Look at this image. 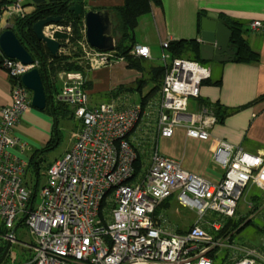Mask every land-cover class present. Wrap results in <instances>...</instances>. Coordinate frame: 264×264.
<instances>
[{"label":"built area","instance_id":"obj_1","mask_svg":"<svg viewBox=\"0 0 264 264\" xmlns=\"http://www.w3.org/2000/svg\"><path fill=\"white\" fill-rule=\"evenodd\" d=\"M25 1L0 0V22L5 13L12 17L22 10ZM249 29L264 32V21H251ZM3 30L0 28V34ZM65 30L70 29L50 24L44 27V34L57 39L56 34ZM172 40L176 39L168 38L159 45L137 44L132 50L166 65L157 103L91 105L84 73L60 72L59 99L71 107L81 124L72 147L47 168L37 204L25 181L34 146L14 130L32 100L21 77L38 67V62L25 64L9 58L0 46V66L14 81L11 103L0 108V225L5 227L0 231V249L8 241L11 246L18 243L15 230L19 225H26L35 236L32 245L22 243L32 249L30 258L22 263L13 258L6 261L10 247L1 264H215L211 254L230 246L231 234L222 230L230 218L246 217L237 215L238 203L252 181L264 184V157L226 139L212 138L209 127L215 116L207 108L188 109L211 71L197 60L172 58L167 53ZM80 44L82 58L90 66L114 60L113 51ZM149 121L155 130L151 160L136 173L139 148L133 134L139 123ZM179 127L185 130L186 152H194L200 141L211 140L212 159L224 169L220 181L190 172L179 160L158 150V138L173 135ZM174 194L179 204L195 208L199 215L184 232L169 229L166 211L158 210ZM209 212L215 219L205 221ZM254 213H263L259 224L263 226L264 206ZM261 234L259 244L250 247L258 250L234 253L230 264L264 260Z\"/></svg>","mask_w":264,"mask_h":264},{"label":"crops","instance_id":"obj_2","mask_svg":"<svg viewBox=\"0 0 264 264\" xmlns=\"http://www.w3.org/2000/svg\"><path fill=\"white\" fill-rule=\"evenodd\" d=\"M83 1L85 11L111 10L125 4V0ZM33 10L34 6L29 3V0H26L22 10H18L16 15L11 17L8 12L4 14L0 28L12 27L13 21L19 16L20 11L25 14ZM200 11H204V13L214 12L218 17L223 14L231 20L242 23L245 37L250 45L259 52L260 59L256 63H239L233 60L212 62L214 64L208 66L211 71L210 77L203 81L200 95L191 98L188 109L200 111L202 108H207L215 118L216 115L212 108L201 104V100L211 104L218 102L228 109H236L222 122H218L216 118V121L209 127L211 137L226 139L240 145L249 153L264 157V32L249 29L251 21H264V0H161L160 5L152 3L150 12L141 15L138 19L135 35L136 31L140 29H142V35L139 40L136 39V43L139 45H159L168 38L198 40L200 36ZM135 37L137 38V35ZM61 52H68L65 46L59 50V53ZM147 63H150L149 67ZM160 64H162L160 59H147L144 67L137 69L129 67L124 59L117 58L107 65L95 64L91 66L86 76V81H88L86 90L89 92L88 95L93 96V100L89 97L91 105L112 102L117 107H124L133 103H141L144 95L140 100L134 99L133 91L142 92L143 84L151 81L150 67ZM60 72L57 75L59 80H61ZM140 79L144 80V83L138 89ZM218 81L219 84H214ZM62 83L61 80L59 90L56 85L52 89L53 96L57 101H60L59 93ZM13 84L12 77L0 66V108L11 103ZM159 98L160 90L153 97H149L145 103L150 102V100L158 99L159 101ZM152 108L154 107L152 106ZM53 124L52 115L31 106L14 132L29 141L34 148L40 149L52 137ZM153 126V121L145 124L139 123L135 130L133 138L136 144L137 141L139 142L140 152L142 148L148 150L150 147L153 150L155 133ZM184 138L185 130L179 127L173 135L158 138V150L166 156L179 160L184 169L211 181H220L224 175V169L212 159L211 140L200 141L194 152H186L184 150ZM254 185L260 188V192L252 195V204L256 202L264 206V184L252 181L249 187ZM255 195L258 197L256 201L253 200ZM169 200L170 198L164 200L158 210L166 211L170 205ZM189 226L180 229L169 220V229L176 232H184Z\"/></svg>","mask_w":264,"mask_h":264},{"label":"trees","instance_id":"obj_3","mask_svg":"<svg viewBox=\"0 0 264 264\" xmlns=\"http://www.w3.org/2000/svg\"><path fill=\"white\" fill-rule=\"evenodd\" d=\"M7 0H1L5 3ZM29 3L34 6V10L30 13H25L22 16H18L10 27L16 33L19 40L26 47V49L32 53L36 59H38V68L41 71L42 79L45 85L48 96L46 110L50 111L54 118L55 124L53 131H55V136L53 135L50 140L40 149H35L33 154L30 156V167L34 170L36 174V183L32 188V196L36 197L37 194V175L40 172V163L42 161V155L54 147L60 140L57 130L58 117L60 115H73L72 110L62 101H57L53 96V86L55 85V80L60 71L72 70V71H82L85 76L88 75L90 71V65L82 58L83 52L81 48V42L86 43L85 39V26L83 17L77 18L70 7L76 3H82L85 5L83 0H29ZM155 3L157 5L161 4V0H125V4L121 7L111 9L117 16L118 26L116 30L120 31L121 38L117 41L116 46L113 50L114 59L121 58L127 62L129 67L133 68H143L147 58L137 56L132 53L134 46L137 45L135 37V28L138 25V19L141 15L150 12L151 4ZM199 17V27L201 23V15H204V11H200ZM48 16H60L61 20L59 24L69 27L70 30H65L63 32H58L56 38L65 44L68 52H61L56 56H53L45 44L39 41L33 33L32 26L40 19L46 18ZM220 20L232 30L231 43L233 44L234 50V62L239 63H256L260 59V54L255 50L249 43L248 39L245 37L244 28L242 23L236 20H231L230 18L219 15ZM67 39V41H66ZM167 53L170 54L172 58L174 57H184L198 62H202L201 59V49L200 43L196 39H179L172 40L167 48ZM151 74V81H154L155 85L153 88L142 97V102L149 97H153L160 89L163 82V78L166 72V65L164 63L160 65H154L149 69ZM144 80L140 79L138 81V89ZM88 81H86V84ZM220 82H215L214 84H219ZM201 104H205L212 108L214 114L216 115L217 121L222 122L223 119L230 113L234 112L236 109H228L221 104L203 101ZM245 107V106H243ZM142 153L138 149V158L135 162L136 173H139L143 166L144 160L142 158ZM258 197L253 196V200L256 201ZM254 203V202H253ZM252 213H254L260 205L256 202L254 203ZM248 217V216H246ZM243 218H230L222 230L223 233H230L231 239L233 235L242 229L245 225L252 223V219L246 220ZM246 222L243 226V222ZM240 227V228H239ZM261 233H264V225L259 226ZM230 239V240H231ZM3 252V248L0 249V255ZM214 258V254H211ZM215 262V261H214Z\"/></svg>","mask_w":264,"mask_h":264},{"label":"water","instance_id":"obj_4","mask_svg":"<svg viewBox=\"0 0 264 264\" xmlns=\"http://www.w3.org/2000/svg\"><path fill=\"white\" fill-rule=\"evenodd\" d=\"M70 11L77 18L83 17L85 26L86 42L100 51H113L117 41L121 38L117 16L109 9L85 11L82 3H76L70 7ZM60 16H48L38 20L33 26L34 35L42 41L49 52L56 56L65 44L55 38L44 34V27L50 24H58ZM232 30L226 26L214 12H208L201 18L200 43L201 59L203 61L228 62L234 57L233 44L231 43ZM0 46L6 56L16 59L25 64L38 62V59L30 53L10 27L4 29L0 34ZM22 83L32 92L31 106L44 110L47 106L48 96L42 79L41 71L38 67L24 73L21 77ZM11 247L8 241L2 254L0 264Z\"/></svg>","mask_w":264,"mask_h":264},{"label":"rangeland","instance_id":"obj_5","mask_svg":"<svg viewBox=\"0 0 264 264\" xmlns=\"http://www.w3.org/2000/svg\"><path fill=\"white\" fill-rule=\"evenodd\" d=\"M142 29L136 31L137 40L140 39L142 32ZM135 35V36H136ZM212 62L215 61H200L202 65L210 66L211 64H214ZM153 64V63H152ZM150 63H147V66L149 67ZM215 77V74H214ZM56 88L59 90L61 85V80L56 79L55 80ZM155 85L154 82L148 81V83L143 84V90L140 92L139 90L133 91V98L140 100L143 95H145L147 92H149L153 86ZM88 92V90H87ZM89 94V92H88ZM89 97L93 100V96L89 95ZM158 100V99H157ZM157 100H154V102L157 103ZM191 100V99H190ZM70 109L71 107L68 106ZM72 110V109H71ZM44 113H49L50 111H47L46 109L41 110ZM73 112V111H72ZM52 115L51 113H49ZM53 116V115H52ZM54 118V116H53ZM54 124H55V118H54ZM53 124V127H54ZM80 120L77 119L74 114H67L65 116L60 115L58 117V135L60 140L58 143L52 147L50 150L45 152L42 155V161L40 163V172L37 175L38 181H37V194H36V202L35 204L39 203L41 200L39 190L41 186L46 181V171L49 165H51L56 159L62 157L67 150H69L74 141H75V133L79 130L80 127ZM55 136V131H53L52 136ZM137 145L139 148V142L137 141ZM37 148H34V150ZM152 151V149L149 147V149L142 148L141 153L142 158L144 160V167L149 165V162L151 160V155L149 153ZM25 181L29 188H33L36 183V174L34 170L30 167L28 173L25 176ZM260 192V188L257 185H254L252 187H249L247 192L243 195L241 200L238 203L237 207V215L238 216H247L246 220L252 219V223L245 225L242 229L238 230L237 233L233 235V238L231 240H228L227 243H229L230 246L226 247H219V252L217 254H214L215 258V264H230L232 255L234 253H241L244 254L245 251L249 249H257L258 248H250L253 246H256L260 242V238L262 236L261 231L258 228V225L261 224V220L263 219V213H253L252 214V195L255 193ZM170 205L166 208L167 216L169 220L174 224L177 225L180 229L186 228L188 225L189 228L193 224L192 222H195L197 217L199 216L196 212L195 208H192L191 206H183L178 203L177 196L174 194L170 197ZM215 219V216L209 212L205 217V221H212ZM243 222L242 225H239L240 227L243 226L246 222ZM192 223V224H191ZM239 227V228H240ZM188 228V229H189ZM5 227L0 225V231H4ZM179 232V231H178ZM181 232V231H180ZM15 235L18 240V243H13L10 249V254L6 258V261L12 262V258L14 259L13 262L15 263H22L26 261L28 258L32 255V249L23 245L22 243H26L27 245H32L35 242V236L31 234L28 227L26 225H19L15 230ZM257 264H264L263 259H258Z\"/></svg>","mask_w":264,"mask_h":264}]
</instances>
